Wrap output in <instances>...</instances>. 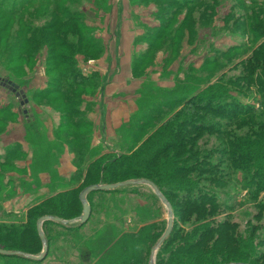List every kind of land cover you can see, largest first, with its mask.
<instances>
[{
  "label": "trees",
  "instance_id": "obj_1",
  "mask_svg": "<svg viewBox=\"0 0 264 264\" xmlns=\"http://www.w3.org/2000/svg\"><path fill=\"white\" fill-rule=\"evenodd\" d=\"M38 1L47 2L28 0L25 7L17 8V12L7 16H27L29 21L34 19L35 22L38 17L33 13V6H37ZM84 1L91 0H82L81 4ZM141 1L157 3L158 0ZM79 2L57 0L50 6L44 4L45 11H50V16L55 14V19L42 28H30L31 25H25L29 22L16 20L15 28L19 34L25 36V32L31 30L34 35L23 40L24 52L15 58V73L19 74L25 66L36 64L35 54L46 46L48 38H51L49 49H66L71 53L75 44L59 43L58 39L62 41L65 37L74 36L76 47L77 44L79 46L76 54L82 55L85 61H97L103 57L101 42L100 46L94 44V38L85 42L82 33L89 32L87 29L92 27L85 24L83 14L71 11L83 5L77 6ZM57 6L61 10L57 11ZM254 20L256 17H253ZM89 34L94 35L93 32ZM175 37L174 33L170 34L167 44L171 45V38ZM4 41L1 37L0 44ZM167 44L165 48L169 47ZM52 57H49L51 62L60 63V55ZM244 57L246 60L240 65L243 75L236 78L226 76L228 72L222 63L230 57L225 55L213 60L210 65L205 63L197 70H190V76L186 77L187 87L172 92V99H181L182 103L175 106H171L174 102L168 104L166 112L154 105L153 98H146L144 93H140L138 103L141 110L133 117L132 123L139 118L150 130L144 138V131L135 130L131 124L117 131L115 136L121 141L115 150H120L121 155L94 147L86 134L72 136L73 143L68 146L70 154L76 156L73 162L76 171L69 180L61 178L52 167L53 156L49 152L52 144L40 143V137L29 135L28 142L32 143L34 155L30 167L34 175L30 179L39 185L41 175H48L49 182L45 188L51 192L27 210L24 222L0 220V250L19 254H0V264H150L152 252L167 230L165 224L156 222L153 209L136 207V230L122 231L116 225L115 213L119 203L115 197L132 195L131 191L127 192L128 188L151 186L134 184L90 194L87 200L92 210L91 217L86 224H80L83 208L79 195L82 190L129 181L155 185L172 207L175 218L172 234L158 249L156 264H264V241L260 236V232L264 231V206L257 207L258 211L242 231L234 221L235 210L242 204L233 200L230 193L225 203L220 202L221 190L230 187L232 181L241 187L246 185L250 199H253L250 201L264 194V46L254 48ZM141 69L142 64H136L134 60L135 77ZM47 73L53 75L56 70L47 68ZM95 77L96 87L92 82L86 84L83 83L85 79L72 76V82L67 85L69 87L64 88L67 87L74 95L88 93L94 96L92 91L101 85L99 78ZM250 87H255L261 98L256 107L244 106L239 101L240 96H237L249 91ZM149 95L158 97L152 89ZM62 97L57 93V98L44 95L37 96V99L44 104L49 102L51 108L62 112L69 102ZM159 99L165 100V97L159 96ZM175 110L179 111L168 115ZM63 115L66 113H62L61 117ZM217 118L224 122L217 121ZM85 127L92 128V124L85 125L79 121L71 129ZM60 128L55 135L59 136ZM135 134L136 138L132 139ZM63 146L62 149L55 148L59 150V155L65 151ZM10 165L0 162V188L6 171L15 170ZM235 173L241 178L232 180L231 176ZM152 200L160 203L156 194ZM94 210L104 211L96 225L91 224ZM221 216L224 219L219 221ZM11 217L13 215L3 219ZM43 217L59 218L64 223H44L47 254L42 260L29 259V256H40L44 249L37 231L38 220ZM78 261L80 263H75Z\"/></svg>",
  "mask_w": 264,
  "mask_h": 264
},
{
  "label": "rangeland",
  "instance_id": "obj_2",
  "mask_svg": "<svg viewBox=\"0 0 264 264\" xmlns=\"http://www.w3.org/2000/svg\"><path fill=\"white\" fill-rule=\"evenodd\" d=\"M27 1L0 0V38L5 39L0 44V120H4V122L0 121L2 123L0 125V162L10 163V166L15 169L4 172L5 179L2 180L3 183L0 188V190H5L2 193L0 191V220L8 223L24 222L23 219L27 210L40 203L42 198L48 197L51 192V190L45 188L49 182L48 175H41L39 185L35 184L33 179H30L31 175H34L30 170L34 155L31 147L32 143L28 142L29 135L40 137L39 139L42 140H40V143L52 144L49 151L53 156L52 167L58 171L61 178L66 180H69L76 171L73 164L76 156L70 154L68 146L73 143L72 136L74 135L86 134L90 137L93 146L99 147L101 151H113L117 155L122 154L120 150H115L121 141L117 136L108 137L107 135L99 136L93 134L91 117L97 114L100 104L89 101L91 98L96 100L103 87L99 72H107V69L110 68V73H112V66L110 67V65L116 66L114 62L116 54L113 53L111 48L116 46L124 47L122 38L118 39V44H114L116 42L115 38L111 37L110 40L107 39L103 42L101 37L104 26L100 16L104 15V11H110V9L106 10L108 1H84L82 5V0H80L77 6L79 4L82 6L76 9L73 8L71 11L83 14L85 24L92 27L87 29L89 32L82 33L85 35V42L91 38H94L93 41L96 46H100L101 42L104 47L102 59L109 58L110 64H106L105 68H103L99 60L85 61L82 55L76 54L79 46L77 44L76 47L74 36L65 37L61 39L62 41L58 39L59 43L73 42L75 44L74 48L70 50L71 53H68L66 49H49L51 38H48L46 46L43 49L40 48L38 55L35 54L36 64L33 67L25 66L17 74L14 72L16 66L15 58L17 54L24 52L22 47L23 40L29 36L32 37L34 33L30 30L25 32V36L24 34H19L15 28L16 20H21L23 23L29 22L30 24L25 23V25H31L30 28H42L45 24L53 23L55 19V14L50 16V11H45L44 4L50 6L53 4L52 2L57 0H47L46 3L38 1L37 6H33V13L38 17L35 22L34 19L29 21L27 16L21 18L7 16L17 12V8L25 7ZM132 1L133 5L127 19L128 24L126 25L129 28L130 36L135 35L138 37L134 42V54L136 55H134L133 62L135 60L136 64H142L143 69L135 77L132 64V75L134 78L132 80L134 83L131 86V92H134L133 90L135 89L139 90H135L137 100L135 107L133 106V114L131 113L132 116L129 121H126L119 130L123 126L131 124L130 126L135 127V130L144 131L142 138L150 130L146 129L148 125L142 123L139 118H135V122L132 123L133 117L138 115L141 110L138 103L140 93H144L146 98H153L154 105L159 106V109L163 108L166 112L165 108L168 104L174 102V105L171 106H175L182 103L181 99L176 101L172 99L174 95L172 92H177L187 87L186 77L190 76L188 75L190 70H197L205 63L210 65V62L221 59L225 55L230 57L226 59L227 62L223 61L222 63L225 65L226 72H228L226 76L228 78H236L243 75V67L241 68L240 65L246 60L244 56L249 54L254 48L264 46V0H158L157 3H148L141 0ZM57 8V11L61 10L60 6H57ZM253 17H256V20L253 21ZM8 21L10 23L7 25ZM123 26L124 22L122 20L120 27ZM7 28L9 30L4 33ZM119 30L121 31V28ZM92 32L94 35L89 34ZM173 33L176 37L174 39L171 38L172 44L169 45L167 44L169 36ZM106 38H108L107 35ZM166 44L169 47L165 48ZM56 46L58 45L56 44ZM120 52L124 54L125 49L121 48ZM53 55L61 56L60 63L49 60L53 58ZM117 55L119 68L121 67L122 55ZM125 56L126 54H124V58ZM47 68H53L56 73L49 75ZM118 68L114 74L118 73ZM92 70L95 72H91ZM64 71L65 73L62 74ZM68 74L71 76L66 77ZM72 76L85 79L83 83L86 84L92 82L94 87L97 86L96 82H94V78L97 76L101 85L92 91L94 96H89L88 93L80 96L74 95L67 89L69 82H72ZM65 86L67 87L64 88ZM151 89L157 93L158 97L149 95ZM57 93L62 94V98L66 97L69 100L68 105L64 107L62 112L51 108L49 102L43 104L37 99V96L43 97L44 95L57 98ZM133 95H121L120 98L119 95L111 94L106 97V100H112L113 104H116L127 99L131 105V101L134 98ZM159 96L165 97V100L159 99ZM237 96H240L239 101L244 106L256 107L261 100L255 87H250L249 91L244 94H237ZM97 99H100V96ZM102 100L104 102V97H102ZM101 107L103 108V105ZM47 108L51 109L54 114L60 115L59 127L61 126V128L59 136L55 135L53 139L46 135V129L43 127V125L48 124L46 120ZM181 108L183 109V107ZM178 111H172L168 115L172 116ZM62 113H66V115L61 117ZM115 113L118 114L119 109ZM160 117H163V115ZM111 120H114L113 117H111ZM216 120L224 122L220 118ZM79 121L85 125L92 124V128L71 129V126ZM134 138H136V134L133 135L132 139ZM63 145H65V151L59 155V150H55V148L62 149ZM24 154H26L25 157L23 156ZM67 162L70 169L66 167ZM25 169L27 170L26 173H24ZM235 175L231 176L232 180L236 177L241 178V175H237V173ZM245 186L241 187L232 181V185L222 189L220 195L221 203H225V199L228 198L227 196L230 193L233 200L235 199L237 203L242 204L234 213V221L240 225L242 231H244L248 221L258 211L257 207L264 206V194L254 199V201H250L253 199H250V192ZM128 190L127 192L131 191L132 195L126 194L125 196L115 197V200L119 203V208L115 213L117 215L115 219L116 225L124 232L135 231L138 222L135 208L147 207L153 209L157 217L156 222L165 224L167 229L168 210L161 201L156 203L152 200V196L155 194L153 189L136 187L128 188ZM103 214L104 211L94 210L91 224H98ZM8 215H13V217L3 219L4 216ZM218 219L221 221L224 216ZM76 224L78 225V222ZM260 236L264 241V231L260 232ZM75 263H80V261Z\"/></svg>",
  "mask_w": 264,
  "mask_h": 264
},
{
  "label": "crops",
  "instance_id": "obj_3",
  "mask_svg": "<svg viewBox=\"0 0 264 264\" xmlns=\"http://www.w3.org/2000/svg\"><path fill=\"white\" fill-rule=\"evenodd\" d=\"M107 1H108L107 5L110 11L109 12L105 11L104 15L100 16V18H102L103 26H104V29H103L104 31L101 37L103 39V42L107 39L110 40L111 37L115 38L116 42L114 44H118L119 43L118 39L122 38V40H124L122 44L124 45V47L116 46V47L111 48L113 53L116 54L114 58V62L116 63V66L113 64L110 65V67L112 66L111 67L112 73H110V68L107 69V72H101V73L99 72L103 87L99 95L96 97V100H94L95 98H91L89 101L91 103L100 104L97 114L91 117V122L93 124V130H94L93 134L99 135V136L107 135L108 137H112L116 135L117 130H119V128L126 121H129V119L131 118L133 114L132 112L134 111L133 106L135 107V102L137 100L136 91H138L139 89L138 90L135 89L136 91L133 90L134 92H131V86L134 83L132 80L134 79L132 75V64H133L134 55H136L134 54L135 52L134 42L136 41L138 37L135 35L134 36L132 35L131 37L129 33L130 32L129 28L126 25L128 24L127 19L129 17V13L131 11L133 1L132 0H107ZM122 20L124 22V26L120 27V23ZM120 28H121V31L119 30ZM106 35L108 36V38H106ZM121 48L125 49V53H124L126 54L125 58H124V54L120 52ZM117 54L122 55V61L120 63L121 67L119 68H118L119 61L117 60L118 58ZM108 60L109 58L108 59L106 58L105 60L101 58L99 60L103 68H105L106 64H110ZM117 68H118V73L114 74ZM91 72H95V71L92 70ZM111 94L119 95L120 98H121V95L134 94L133 95L134 98L131 101V105L129 103L130 101L127 99L124 102L121 101L120 103L113 104L112 100H108V99H107L108 101L106 100V97L107 96L109 97V95ZM99 96H100V99H97ZM102 97H104V102L102 100ZM102 105H103V108L101 107ZM118 109H119V113L116 114L115 111ZM46 115H47L46 120L48 124L47 125L45 124V126L43 125V127L46 129V133H47L46 135H48L49 137H52L53 139L60 125V115L58 116L57 114H54L51 109L47 110ZM110 115H113L111 116L114 119L113 121L111 120ZM95 119H97V121H95ZM111 123H114V124H111ZM66 167L67 168L69 167L68 162L66 163Z\"/></svg>",
  "mask_w": 264,
  "mask_h": 264
},
{
  "label": "water",
  "instance_id": "obj_4",
  "mask_svg": "<svg viewBox=\"0 0 264 264\" xmlns=\"http://www.w3.org/2000/svg\"><path fill=\"white\" fill-rule=\"evenodd\" d=\"M134 184H147L149 186H151V188L153 189V191L155 192V194L157 195V197L159 198V200L162 202V204L167 208L168 210V227L167 230L165 231L163 237L160 239L158 245L156 246V248L153 250L152 252V259L150 264H156V254L158 249L160 248L161 245H163L168 238L171 236L172 234V230H173V222H174V216L172 213V207L171 205L168 203V201L166 200V198L163 196V194H161V192L157 189V187L149 182H145V181H139V182H134V181H129V182H125L123 184H118L115 186H90L86 189H84L81 194L79 195V200L82 204V208H83V212H82V216L80 218V224L84 225L86 224L91 217V207L88 203L87 197L95 192H99V191H110V190H114L116 188H120V187H127V186H132ZM55 222V223H64L62 220H60L59 218H51V217H43L41 219L38 220L37 223V231L39 234V237L44 245V250L43 253L41 254L40 257H34V256H29L27 258L29 259H33V260H42L45 255L47 254L48 251V247H47V242L42 230V226L44 225V223L46 222ZM0 254H6V255H19L18 253H9L3 250H0Z\"/></svg>",
  "mask_w": 264,
  "mask_h": 264
}]
</instances>
